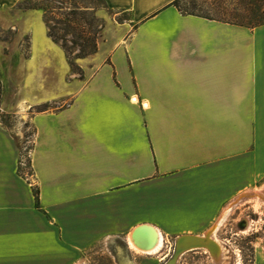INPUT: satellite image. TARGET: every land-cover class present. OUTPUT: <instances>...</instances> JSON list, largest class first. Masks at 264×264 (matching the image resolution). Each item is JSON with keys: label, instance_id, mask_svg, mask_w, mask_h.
Segmentation results:
<instances>
[{"label": "crops", "instance_id": "0c3cea01", "mask_svg": "<svg viewBox=\"0 0 264 264\" xmlns=\"http://www.w3.org/2000/svg\"><path fill=\"white\" fill-rule=\"evenodd\" d=\"M23 1L0 0V25ZM174 1L105 0L131 19L76 59L90 72L78 88H49L46 75L17 88L27 97L12 104L2 88L0 264H165L178 239L216 234L230 206L259 194L264 24L184 15ZM36 45L41 61L27 68L32 54L18 75L68 73L58 44L46 36ZM2 115L33 128L30 175L23 129ZM148 229L164 242L156 253L131 244ZM254 264H264L263 244Z\"/></svg>", "mask_w": 264, "mask_h": 264}, {"label": "rangeland", "instance_id": "374dc122", "mask_svg": "<svg viewBox=\"0 0 264 264\" xmlns=\"http://www.w3.org/2000/svg\"><path fill=\"white\" fill-rule=\"evenodd\" d=\"M26 1L21 2L13 10H5L3 15L6 22L0 25V95L2 88H6L4 101L11 104L19 97L20 99L27 97V93L18 96L17 88H36L38 81L44 80L46 75L45 79L49 88H78L89 79V70H83L76 63L75 56L78 53V48L71 50V60L74 64L72 66L68 54L60 44H58L59 47L68 59L69 71L67 74L61 72V69L58 70V67L48 66L46 70H43L42 77L36 71L34 76L30 74L18 75L17 69L24 61H29L32 54L34 57L30 60V66L27 68L33 70L41 61L39 45H36L33 51L32 42L42 43L46 36L49 37L46 17L52 20L51 25L65 17L89 19L96 28L103 25L104 29L101 31L98 42L104 39L107 26L112 24L117 26L118 23H124L131 19L129 13L108 9L102 0H33L32 3L35 4L33 9L29 8L30 3L26 5ZM61 1L64 4H61ZM181 6L188 11L210 14L215 18L235 21L247 27L264 24V3L252 7V0H184ZM250 7H252L251 11ZM246 8L249 10L246 11ZM71 24L76 29L70 30L66 36L70 47H72L71 41L78 40L82 30L80 22L73 21ZM58 27L63 28L62 26ZM62 34L64 33L62 32ZM104 53L105 51H102L100 56H103ZM1 117L9 127L14 129L19 126L20 129H23L22 172L30 175L28 153L32 145L33 128L29 123L19 125L18 121L10 115ZM233 207L235 209L230 212L228 220L223 223L216 234L211 236L223 248L219 257L217 258L214 256L215 254L205 249L196 250L183 254L178 264H254L257 244L264 245V184H262L259 194H255V198H246L244 202L230 206V208Z\"/></svg>", "mask_w": 264, "mask_h": 264}, {"label": "trees", "instance_id": "16d2710c", "mask_svg": "<svg viewBox=\"0 0 264 264\" xmlns=\"http://www.w3.org/2000/svg\"><path fill=\"white\" fill-rule=\"evenodd\" d=\"M32 1L33 0H27L26 1V5H27V3L28 4L30 3V7H29L30 9L35 8V4L32 3ZM183 1L184 0H175L171 5L175 6L184 15H195V16H200L203 18L211 19V20H218V21H222V22H228L231 24H235V25H240V24L236 23L235 21L221 20L219 18H215L214 16H212L210 14H204V13H200L197 11H188L187 9H184L181 6V3ZM193 1H196V0H193ZM203 1H212V0H203ZM60 3L64 4V2H62V1ZM81 3H83V2H81ZM102 3L108 8L105 0H102ZM262 3H264V0H252V7L257 6V5L260 6V5H262ZM252 7L249 8L250 11L252 10ZM249 9L246 8V11ZM72 14H75V13H72ZM246 17H247V15H246ZM51 21L52 20H50L49 18L46 17V23L48 26V36H49V38H51L53 40L54 43L60 44L62 46V48L68 54V58H69L70 64L72 66H74V64L71 60V50L73 48H78V53L75 56L76 59L85 58V57L90 56V55H92L98 51V38L101 34V31L104 29L103 25H99L96 28L94 23L92 21H90L89 19H86V18L70 19L68 17H65V18H62L60 20L55 21L54 25L50 24ZM73 21L80 22V24L82 26V30L80 31V34L78 36V40H72L71 41L72 47H70L67 43L66 36L69 34L70 30L76 29V27L72 26V24H71V22H73ZM58 26H62L63 28H59ZM240 26H245V25H240ZM250 28H252V27H250ZM62 32L64 34H62ZM28 166L30 167L29 159H28ZM34 193H35L36 197L38 198L39 191L37 189H34Z\"/></svg>", "mask_w": 264, "mask_h": 264}, {"label": "bare ground", "instance_id": "6f19581e", "mask_svg": "<svg viewBox=\"0 0 264 264\" xmlns=\"http://www.w3.org/2000/svg\"><path fill=\"white\" fill-rule=\"evenodd\" d=\"M141 230L136 231L131 236V244L132 246L141 253H156L160 251V248H163L162 239L159 237V234L155 230H149V238L144 239L140 234ZM213 231V230H212ZM144 232V231H143ZM192 248H202L208 250L212 254H215L217 258L219 254L222 253V246L216 242L210 234H208L204 238H185L179 242L178 246V254H183L184 252H189ZM126 261L124 264H131L128 262L127 258H124Z\"/></svg>", "mask_w": 264, "mask_h": 264}, {"label": "water", "instance_id": "95a60500", "mask_svg": "<svg viewBox=\"0 0 264 264\" xmlns=\"http://www.w3.org/2000/svg\"><path fill=\"white\" fill-rule=\"evenodd\" d=\"M182 238H185V237H182ZM182 238L178 239L173 255L165 264H178V261L181 258V256L186 253L184 252L183 254H178V246ZM199 249H202V248H192L191 250H188V251L190 252V251L199 250Z\"/></svg>", "mask_w": 264, "mask_h": 264}]
</instances>
